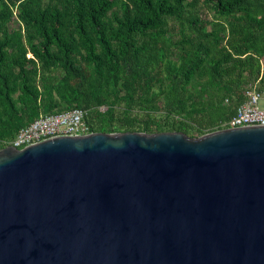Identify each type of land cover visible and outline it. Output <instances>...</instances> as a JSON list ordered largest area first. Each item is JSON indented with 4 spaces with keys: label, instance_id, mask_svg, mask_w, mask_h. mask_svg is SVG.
<instances>
[{
    "label": "water",
    "instance_id": "water-1",
    "mask_svg": "<svg viewBox=\"0 0 264 264\" xmlns=\"http://www.w3.org/2000/svg\"><path fill=\"white\" fill-rule=\"evenodd\" d=\"M0 264H264V124L0 148Z\"/></svg>",
    "mask_w": 264,
    "mask_h": 264
},
{
    "label": "trees",
    "instance_id": "trees-1",
    "mask_svg": "<svg viewBox=\"0 0 264 264\" xmlns=\"http://www.w3.org/2000/svg\"><path fill=\"white\" fill-rule=\"evenodd\" d=\"M254 83L264 0H0V148L72 108L91 132L200 136Z\"/></svg>",
    "mask_w": 264,
    "mask_h": 264
},
{
    "label": "built area",
    "instance_id": "built-area-1",
    "mask_svg": "<svg viewBox=\"0 0 264 264\" xmlns=\"http://www.w3.org/2000/svg\"><path fill=\"white\" fill-rule=\"evenodd\" d=\"M244 99L236 106L235 114L226 127L264 124V88L249 84L243 89ZM86 111L72 108L52 114H40L19 128L16 136L7 144L17 148L39 142L57 135H81L90 131L85 120Z\"/></svg>",
    "mask_w": 264,
    "mask_h": 264
},
{
    "label": "rangeland",
    "instance_id": "rangeland-1",
    "mask_svg": "<svg viewBox=\"0 0 264 264\" xmlns=\"http://www.w3.org/2000/svg\"><path fill=\"white\" fill-rule=\"evenodd\" d=\"M207 17H208V18H210V17H211V14H208V16H207ZM203 23H204V22H202V23H201V25H203ZM13 26H15V27H16V24H15V23H13ZM30 71H31V72L33 71V70H32V68H30Z\"/></svg>",
    "mask_w": 264,
    "mask_h": 264
}]
</instances>
